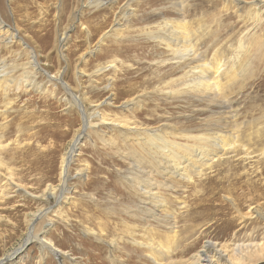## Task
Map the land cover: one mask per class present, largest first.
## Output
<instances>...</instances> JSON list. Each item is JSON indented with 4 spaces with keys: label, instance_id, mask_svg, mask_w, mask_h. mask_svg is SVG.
Masks as SVG:
<instances>
[{
    "label": "rangeland",
    "instance_id": "obj_1",
    "mask_svg": "<svg viewBox=\"0 0 264 264\" xmlns=\"http://www.w3.org/2000/svg\"><path fill=\"white\" fill-rule=\"evenodd\" d=\"M94 1L0 0L6 24L0 60L10 69L6 96L0 90V258L22 246L32 226V235L61 253L32 239L6 264H190L205 241L224 249L216 264H230L233 244L264 242V0ZM168 23L186 29L201 63L222 64L229 109L188 95L184 84L197 78L190 72L197 63L175 58L180 43ZM23 42L35 53L37 70ZM76 98L93 114L89 128ZM230 119L238 134L232 149L184 187L157 186L173 209H179L177 198L185 206L178 210L172 253L154 263L129 240L146 241L131 160L154 156L138 132L126 128L158 129L194 149L199 142L186 131L229 135ZM80 133L62 181V161ZM40 211L45 214L35 220ZM127 224L134 226L131 234L124 232ZM257 252L233 264H264V251Z\"/></svg>",
    "mask_w": 264,
    "mask_h": 264
},
{
    "label": "bare ground",
    "instance_id": "obj_2",
    "mask_svg": "<svg viewBox=\"0 0 264 264\" xmlns=\"http://www.w3.org/2000/svg\"><path fill=\"white\" fill-rule=\"evenodd\" d=\"M106 1L107 0H104V1L95 0L94 3L104 4ZM260 1H263V0H260ZM172 26L173 25L169 23L166 24V27L170 28L169 33L171 37H174V39H176L180 43L179 47L178 48L176 47L177 49H174V51H172L173 54L175 55V58H177L180 63H182L183 61H192V62L197 63L194 66L190 67V72L192 74H196L197 78L195 80H192L193 82L191 84L192 86H189L188 83L190 82L188 83L185 82L184 84V86L187 87V89L188 87H191L189 90L190 94L188 93V95H191L193 98H196L198 100H202V101L205 100L209 104H213L220 109H225V108L229 109L231 103L228 97L229 94L226 92L225 85L227 83L225 84L224 81L221 80L222 64H218V65L214 64V66H212L213 64L210 65V63H201L200 54L196 52V50L193 49V47L195 46L192 47L190 46L191 44L189 45L190 36H189V33L186 31V29L183 27L181 28L179 27V29H176L174 26L173 27ZM1 28H6V24L0 18V29ZM64 35L65 34L62 33L59 38V42L61 46L65 39ZM11 36L12 38L16 37L14 32L12 33ZM23 45L30 51V55H31L30 65L34 69L37 70L39 62H37L35 58V53L31 50V48L26 43L23 42ZM103 68L100 70H103ZM9 71L10 69L8 65L5 62L0 60V90L3 96H6L7 90L9 87V80H10L8 77ZM184 76L186 77V74ZM48 77L50 78V80L58 79L55 74H48ZM225 77L228 78V76H225ZM186 81H189V78L188 80L186 79ZM181 82L182 81H180V83ZM63 86L65 87L67 92L71 91L67 87L66 84L63 83ZM75 101L81 111L83 126L86 128L91 127L92 123L90 122V117L93 116V114L92 113L87 114L84 111V109H82V107L80 106V103L77 98ZM7 104L8 102H4V106H6ZM228 112L230 111H227V113ZM223 113H224V110H223ZM232 117H233L232 114L228 116V118H232ZM232 121L234 120H231L230 123ZM100 123L103 125H107V126L112 124L113 126H116L118 128L122 127V124L118 122H109L106 120H101ZM230 125H231V131L229 135L219 133V132L217 133L213 131L211 132V135L205 137V135H202V134L194 135L193 133L186 131L185 136H187V138H194L198 140L199 142V144H195L194 149H191L190 145H187V144L181 145V144H177L176 142L171 141L164 134L165 133L164 131L162 132L161 130H158V129H154V128L144 129V128H137L133 126L126 128V130H132V131L134 130L135 132H138L137 134H139L140 136L139 138L145 145H147L148 150H150V152L148 153L154 156V157L152 156L154 160L151 159V161L149 160L150 158L145 159L141 156L140 157L135 156V157H132V160L130 159L132 161L131 165L134 168L133 170L135 171V176H132L133 178L131 177L132 178L131 186L134 189L135 196L134 195L133 196L135 197V199L139 201L138 202L139 203L138 205L139 215L143 217V222H145V224L142 226V231H143L142 236L146 239V241H141V240L139 241L135 239L134 237H132L131 235L129 239L131 240V242L135 243V245L143 246L144 247L143 253H146V255L154 263H159L160 261L157 256H161L162 254H166L167 256H169V254L172 253V249H171L172 247H170L171 246L170 239H171V242H174L175 240L174 241L172 240L175 238L176 234L178 233L177 232V215L179 212L178 210H180L181 208L185 206L184 205L185 202L177 198L178 204H179L177 208L179 209L178 210L173 209L170 206L171 202L169 201V199L166 196L161 195V192L158 190L159 188L156 189L157 186H161L165 190L171 191L175 189L176 186L182 187L183 184L189 183L190 181L193 180L194 177L200 178L203 175L204 167L210 166L211 163L216 160V157H220L226 150L228 149L230 150V148L232 149L234 147V143H235V140L238 134L235 129L236 127H232L233 126L232 123ZM83 126H82V129H83ZM80 136H81V133L76 136L73 142V145L70 151L68 152V155L62 161V167H61L62 181L63 180L65 181L68 179L67 160L69 162V160L72 158V154H73L72 152L75 151L76 144L78 143ZM226 136H230V140L232 142L231 141L229 142L231 143L226 142L225 140ZM178 148H183L185 153L179 154ZM155 176L157 177L159 176L161 180L160 181L156 180ZM61 189L62 191L64 190V184H62ZM46 194L49 196L54 195L53 192H49V191H47ZM58 196H61V194H59ZM173 197H176V196L173 195ZM41 213L42 211L36 213L34 215V219L37 220L40 217H42L43 214H45V213H42V214ZM148 219H153L157 223V225L164 227V231L162 232V230H159V228L154 227L151 224H149L147 222ZM128 227L132 228L134 226L127 224V229L124 228L125 229L124 232L126 231L127 234H131L132 232L129 230ZM144 227L146 228L144 229ZM31 228L32 226L30 227V233H29L30 235L27 237L24 244L20 246L18 249H16L15 251H13L12 253L0 258V264H6V262L13 261V259L16 257L18 252L22 250V248L26 244H28L29 241H31L32 239H37L38 240L37 243H39L42 249H47L49 252H51L52 254L56 256H58V254L61 253L59 249H57L51 244V242L44 241L43 238H40L41 236H38L39 237L38 238L37 235L36 236L32 235L33 233H32ZM134 230L135 229H133V231ZM154 236L156 237V240H155L156 244L152 241V238H155ZM217 245L218 244L216 242L205 241L202 247L196 250V252H194L191 255L189 263L190 264H216L215 261L222 259L225 255V253H222L224 249L222 251V248L219 246L218 248H216ZM212 248L215 249V252H213L214 254L210 255V252H212ZM226 250L227 249H225V251ZM257 251H261V252L264 251V242H256V243L252 242L248 244L235 243L233 244V248L231 249V252H232L231 256L228 255V257H226V260L230 264L240 262L241 258L243 259L245 254L252 252L254 253V256H255V254H258ZM129 257L131 258L132 256H129ZM129 257H128V260H129ZM261 261L260 262L258 261L256 263L253 262L251 264H258V263H261ZM172 263L173 262L170 261L167 264H172Z\"/></svg>",
    "mask_w": 264,
    "mask_h": 264
},
{
    "label": "water",
    "instance_id": "obj_3",
    "mask_svg": "<svg viewBox=\"0 0 264 264\" xmlns=\"http://www.w3.org/2000/svg\"><path fill=\"white\" fill-rule=\"evenodd\" d=\"M47 75V74H46Z\"/></svg>",
    "mask_w": 264,
    "mask_h": 264
}]
</instances>
